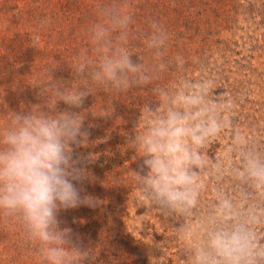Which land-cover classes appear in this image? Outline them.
Segmentation results:
<instances>
[{
    "label": "clouds",
    "instance_id": "9594fccd",
    "mask_svg": "<svg viewBox=\"0 0 264 264\" xmlns=\"http://www.w3.org/2000/svg\"><path fill=\"white\" fill-rule=\"evenodd\" d=\"M96 15L88 45L75 60H65L73 79L54 80L51 73L39 86L41 103L0 111V213L23 223L42 264L94 259L95 249L73 243L71 228L58 220L61 209L100 203L77 187L93 177L74 158L73 145L89 142L83 127L89 112L111 116L115 109L84 108L85 98L151 86L152 100L122 146L134 149L132 160L142 158L145 169L133 170L122 183L138 189L137 208L181 221L163 224L186 254L184 264H264V133H246L234 122L235 102L214 95V74L203 69L193 78L182 55L168 56L169 34L159 24L153 22L143 39L150 55L138 56L129 43L132 16L120 0H99ZM225 137L226 154L210 155Z\"/></svg>",
    "mask_w": 264,
    "mask_h": 264
},
{
    "label": "trees",
    "instance_id": "16d2710c",
    "mask_svg": "<svg viewBox=\"0 0 264 264\" xmlns=\"http://www.w3.org/2000/svg\"><path fill=\"white\" fill-rule=\"evenodd\" d=\"M120 2L132 16L129 43L138 56L150 55L143 47V39L156 22L169 34L168 56L182 55L186 59L185 67L196 66L209 55L206 52L211 43H221L227 50H224L223 67L215 64L209 74L221 75L225 71L227 75L238 59L243 71L252 73L258 69L254 62L264 57V2ZM98 3L99 0H0V111L5 110V105L19 112L41 103L39 86L51 79V73L54 80L73 79L72 69L65 60H75L79 50L88 45V29L97 20ZM233 53L238 58H233ZM136 54L132 57L134 61L139 59ZM225 75L216 77L214 94L225 92L224 98L234 101L247 86L230 81ZM150 100L151 86L108 96L99 92L85 98L84 108L92 107L95 111L101 105H108L114 106L115 111L111 116H93L89 112L83 124L89 142L86 146L73 145L74 158H79L93 177L77 187L82 188V195L91 194L100 203L95 207L81 204L58 212L60 226L72 230L73 243L82 249H95V258L86 259L84 264H150L149 246L131 236L125 226L127 196L136 188L122 184L128 177V167L124 169V164L122 170H116L113 150L116 135L125 139L127 130L135 127L143 105ZM245 100L248 103L249 99ZM59 107L63 109L66 105L60 102ZM245 107L248 109L246 104ZM4 118L0 112V122ZM131 134L134 135V130ZM91 153L96 158L89 162ZM133 170L144 168L137 165ZM0 264H42L38 247L27 237L23 223L3 213H0Z\"/></svg>",
    "mask_w": 264,
    "mask_h": 264
},
{
    "label": "rangeland",
    "instance_id": "374dc122",
    "mask_svg": "<svg viewBox=\"0 0 264 264\" xmlns=\"http://www.w3.org/2000/svg\"><path fill=\"white\" fill-rule=\"evenodd\" d=\"M258 2H264V0H258ZM254 16L255 18L258 17V15ZM226 47L228 48V46ZM224 50L227 49L225 46L222 47L221 43L209 44L206 52V54L209 55L202 58L196 66H186L188 74L193 78H200L203 75V69H207V72L209 69L212 71L213 65L215 64L223 67V55L226 56ZM233 58H238L237 54H234ZM258 60L260 63H258ZM258 60L254 62V64L258 66V69L252 73H245V71H243L240 59L237 60L238 63L234 64L235 68L232 69L231 72H228L227 75H225V71H222L221 75L215 73V75H218L216 76L218 79L225 75L230 81L236 80L239 84L247 86L240 90L242 92L239 93V97L237 96L234 100L235 115L233 120H238L236 124L244 132L249 134L253 131L264 133V57ZM248 78H250V80H248ZM214 95L224 98L226 94L223 92ZM245 99H249L248 103H246L247 100ZM245 104L248 109L245 107ZM133 130L134 128H129L127 130L125 139H122L121 136L117 134L113 144L116 170H122L124 164H126L124 169L128 167L126 172L127 176L132 173L135 166L143 165L142 158L138 157L136 160H132V157L135 155L134 149L129 148L122 151V146L126 143L127 138L134 136L131 134ZM227 143V137L218 143H214L209 150V154H226ZM137 194L138 189H133L127 196V215L124 216L127 231L131 236L139 240L150 242L153 239L154 243L152 245L147 244L151 254L150 264H184L183 259H186V254L183 250H179L180 245L177 242L170 239L171 229L166 228L163 224L167 223L171 226H179L181 221L174 220L172 217H167L165 219L162 214H155L154 210H149L143 205L137 208L135 203ZM204 199L206 203L210 201L211 193H207Z\"/></svg>",
    "mask_w": 264,
    "mask_h": 264
}]
</instances>
